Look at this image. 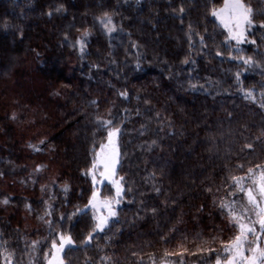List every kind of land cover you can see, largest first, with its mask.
<instances>
[{
    "label": "trees",
    "instance_id": "obj_1",
    "mask_svg": "<svg viewBox=\"0 0 264 264\" xmlns=\"http://www.w3.org/2000/svg\"><path fill=\"white\" fill-rule=\"evenodd\" d=\"M245 2L257 13L264 10V0ZM223 3L0 0V200L9 199L7 205L0 203V240L15 253V264H29L30 258L45 264L44 254L51 251L54 237L38 219L43 201L53 206L56 230L75 241L64 250L65 264H109L104 256L111 264H214L217 255L223 257V244L237 229L218 206L227 194L215 189L229 174L244 175L248 167L264 164V148L255 142L264 131V109L241 94L254 87L259 100L264 76L228 58L231 48L222 43L226 30L211 15ZM180 6L185 7L182 20L173 14ZM105 11L116 24L111 36L96 19ZM254 19L259 23L264 16ZM189 24L205 37L207 50L198 43L189 50ZM85 29L91 35L81 56L64 35L75 41ZM248 39L264 50V31L249 29ZM241 48L242 53L231 54L256 57L255 46L243 43ZM217 50L224 55L216 56ZM185 56L195 63L182 64ZM189 81L198 85L196 90ZM121 91L128 97L119 96ZM96 116L115 117L114 125L121 128L117 172L125 177L126 191L117 209L119 223L110 222L85 246L92 213L71 214L88 202L92 181L82 172L91 167L93 147L98 150L106 141ZM153 140L157 144L149 148ZM246 143H254L255 153L240 151ZM237 163L244 164L243 171ZM38 164L44 167L35 172ZM65 183L67 194L59 187ZM209 187L213 193L204 191ZM102 194L111 197L112 186ZM31 240L41 242L35 252L26 250Z\"/></svg>",
    "mask_w": 264,
    "mask_h": 264
},
{
    "label": "snow or ice",
    "instance_id": "obj_2",
    "mask_svg": "<svg viewBox=\"0 0 264 264\" xmlns=\"http://www.w3.org/2000/svg\"><path fill=\"white\" fill-rule=\"evenodd\" d=\"M136 3L139 4L140 0H136ZM62 10L63 6L56 9L58 12ZM47 14L51 16L52 12L50 11ZM173 14L177 15V18L182 20L185 14V7L180 6L178 14L177 10H173ZM257 14L264 16V10L257 13L251 3H246L245 0H224L223 7L218 9L213 8L211 10V15L217 18L221 27L226 30L222 43H224L227 48H231V51H235L236 53H242L243 49L241 48V44L248 43L255 46L256 57H259L256 58L252 55L233 56L230 51L228 58L243 64L244 71L259 69L261 75L264 76V50H261V46L257 45L255 39H248L249 29L259 28L261 31H264V20L257 23L254 19V16ZM96 19L106 35L111 36V34L116 31V24L113 23V16L108 11L103 12L102 15ZM122 30L123 29H121V31ZM20 34L22 35L23 33L21 32ZM90 35V31L85 29L75 41H72L69 39L68 35L65 34L64 42L70 47L78 49L81 56H83L86 53V41ZM186 35L189 50L195 48L197 43L202 51L207 50L205 37L198 32H194L191 24L188 25V32ZM193 35L197 37L196 42L193 41ZM262 43H264V41H262ZM132 47H137V44L133 43ZM215 55L222 57L224 54L217 50L215 51ZM181 63L194 64L195 60L191 59L190 56H185ZM92 67H98V65L93 64ZM139 67L140 65L137 63V68ZM240 77L241 72L237 71L235 73V79L238 83L240 82ZM188 86L193 90H196L198 87L197 84L191 81H189ZM199 89L207 91L203 85H200ZM256 92L257 90L254 87L241 89V94L246 100L259 103L260 108L264 109V79L260 81L259 100H257ZM118 95L127 98L128 92L121 91ZM91 104L97 105V101L92 100ZM145 104H150V102L145 101ZM124 111L127 113L128 110L125 109ZM108 115H111V110H109ZM155 115L157 118L160 117L159 112ZM229 116H231V113H229ZM12 118L15 119V114H13ZM115 119V117L112 119H104L101 116L95 117L97 126L104 129L106 132V142L100 144L98 150L95 146L93 147L94 156L92 158L91 167L82 172L83 175L90 176L92 181V190L88 202L83 208L77 207L75 212L71 214L84 215L89 211L92 213L93 226L84 239L85 246H88L94 239V234L104 232L105 229L109 227L110 222L112 224L119 223L117 209L125 199V177L119 176L117 172L121 157L118 145V137L121 134V128L114 125ZM123 119H127V116L125 115L122 118L120 121L121 123ZM141 128L143 129L144 126L142 125ZM255 142L259 143L260 146L264 148V131L261 132L260 136L255 138ZM41 143H43V141H41ZM156 144L157 141L153 140L148 147L151 148ZM29 147L33 148V151H40L39 148L33 145H29ZM240 151L255 153L256 148L254 147V143H246L241 147ZM43 167L44 165L38 164L34 171L40 172ZM235 167L243 171L245 166L244 164L237 163ZM0 175H3V173H0ZM154 178L153 174V179ZM104 181H107L112 186L114 196H100L99 187ZM59 187L62 192L67 194L70 185L65 183ZM45 190L46 186L41 185V191ZM221 190L227 194V198H220L218 200V206L220 210L227 215L233 226L237 229V232L231 240L223 244V252L226 259L221 260L220 256L217 255L215 264H264V164L248 167L244 175L229 174L225 177L220 187L215 189L216 192H220ZM127 191H131V189L129 188ZM154 191L159 194L161 189L154 186ZM204 191L213 193L211 187L204 189ZM238 196H242L246 203H240L239 200L236 199ZM50 199H55V196L51 195ZM0 203L7 205L9 203L8 197L0 200ZM43 203L45 205L44 212L38 219L48 227L49 235L54 237L51 239V252H46L44 254L45 264H65L62 254L65 248L73 246L75 241L71 234L56 230L51 219L53 206L49 204L48 201H43ZM214 203H216V201H214ZM25 208L29 211L32 210L30 204H25ZM151 212L155 214L156 209L152 208ZM71 215H69L67 219L70 220ZM64 220L65 216L61 214L59 216V221L62 223ZM7 243L8 242L5 240H0V264H15V253L8 250L6 247ZM40 243L39 240L26 242V250L35 252ZM205 243H207V241H205ZM208 251L211 252L212 249L209 248ZM165 255H168V253H165ZM101 259L111 264V257L104 256ZM29 264H33L31 258L29 259ZM153 264H155V262H153Z\"/></svg>",
    "mask_w": 264,
    "mask_h": 264
},
{
    "label": "rangeland",
    "instance_id": "obj_3",
    "mask_svg": "<svg viewBox=\"0 0 264 264\" xmlns=\"http://www.w3.org/2000/svg\"><path fill=\"white\" fill-rule=\"evenodd\" d=\"M223 5H224V3H223ZM223 5L222 6H220V7H218V8H221V7H223ZM217 8V9H218ZM218 20V19H217ZM219 21V20H218ZM220 23V22H219ZM234 43V42H233ZM106 142V141H105ZM104 142V143H105ZM118 145H119V137H118ZM120 150V149H119ZM118 169V168H117ZM106 185H109V186H111L107 181H104V183L103 184H101L100 185V187H99V193H100V196L101 197H104L103 196V194H102V189L103 188H105L106 187ZM112 190H113V188H112ZM112 196H114V191H113V195ZM244 203H246V201H244ZM253 218H255V217H253ZM257 227H258V225H257ZM51 252V251H50ZM223 254H224V252H223ZM63 255V254H62ZM224 259H226V256H225V254L223 255V257L221 258V260H224ZM159 264H177L176 262H174V261H164V262H160ZM215 264V263H214Z\"/></svg>",
    "mask_w": 264,
    "mask_h": 264
}]
</instances>
